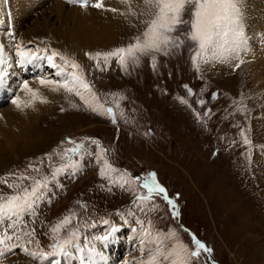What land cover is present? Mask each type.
<instances>
[{"label": "rangeland", "instance_id": "rangeland-1", "mask_svg": "<svg viewBox=\"0 0 264 264\" xmlns=\"http://www.w3.org/2000/svg\"><path fill=\"white\" fill-rule=\"evenodd\" d=\"M128 1L132 5L123 11L128 14L123 20L125 25L122 24L117 29L118 32L113 39L108 42L100 41L102 43L95 46L93 41L86 42L85 45L77 42L80 45L79 49L84 46L85 50L96 46L108 48V45L118 43L121 38H123L121 41L131 44L136 42L137 37L142 38V30L148 27L157 11L154 0L149 3L153 10L146 17L148 22L139 19H143L147 14L144 10L145 0ZM248 2L250 0L243 6L247 9L249 6L250 10L252 6L247 5ZM42 7L43 10L33 13V20L38 18V15L44 19L45 11L46 14L50 13L51 7L44 4ZM128 9L133 11L134 15L128 12ZM50 16L53 17V21L56 20L54 14ZM249 16L251 17L248 21L249 30L259 28L262 19L254 25L251 22L255 19L252 15ZM132 21L138 24L142 22L139 29H132L130 24ZM61 22L62 20H58L57 25ZM79 22L89 27L93 26L91 21ZM12 26L16 28V25ZM25 26L24 29L27 28V25ZM252 33L259 36L258 30ZM99 34L105 35L101 32ZM172 34L173 32L170 33ZM37 40L44 43L47 41L52 45L59 42L53 37L45 36ZM259 40L261 41L260 38ZM34 45H37V42ZM44 45L39 52L45 53L43 50H46V44ZM254 45L257 46L256 43ZM62 48L75 55L74 49L65 46ZM170 49L171 45L167 54L161 51L154 56H140L138 63L129 59L125 67L117 60H112V64L104 68L110 69L109 71L97 72L92 67L96 66L95 64L81 66V71L90 78L97 92L96 98L101 99L102 94L99 90L103 83L106 88L112 85L116 87V93L108 96L107 100L94 102V106L98 103L102 108L111 107L113 115H101L99 113L102 108L93 111L77 97H70L69 101L66 96L70 93L61 89L62 98L50 114L39 118L32 128L34 137L29 142L25 143L26 135L20 134V129L17 130L15 125L0 134V145H4L0 151V193H3L0 194V202L6 200L4 196L19 194V191L23 192L25 188L30 191L36 180L42 182L47 180L50 184L51 181L64 178L66 170L57 173L55 179L53 173L57 168L71 165L70 162L77 170L73 175L79 179L73 185H70L71 178L65 184L61 182L63 189L56 191L58 197L52 200L42 214L34 213V218H28L23 214L17 218L15 231L21 239L16 240L13 230L8 229V234L13 235V239L0 247L10 248L15 244L16 247L12 248L11 252L20 246H26L32 250L50 253L53 251L52 245L61 242L71 232H76L83 224L93 218L100 217L103 220V217H107L111 223L123 224L125 221L130 226L133 223L141 226V222H144L146 226L153 227L158 250L156 249V252L150 250L155 245V238L150 234H142L140 236L148 237V241L145 239L134 252L139 259H149L152 264H162L167 260H163L161 255L173 256L175 253L177 259L184 261V264H264V194H260L258 192L260 189L256 188V185L264 188V176L253 172V183H247L251 180L252 165L232 160L236 155L234 152L236 144H240L237 150L242 153L243 146L264 140V95L261 88L257 87L262 85L264 90V76L260 79L255 74L256 71L253 69H258L259 65L254 67L252 64L255 61L254 57L245 56L250 65L248 62L242 65L234 64L230 59L227 62L220 60L203 62L202 58L185 64ZM77 58L82 60V54H78ZM45 61H35L29 65L41 67L48 64ZM13 69H16V65ZM110 72L113 73L112 76H108ZM36 78L39 76L32 81ZM129 82L127 85L131 94L126 93L127 86L124 85ZM244 82L246 86L250 83V88L256 89V93L242 94L244 97L239 100L236 94L240 86L241 89L244 88ZM10 89L17 92L16 88ZM175 94L179 98L181 94L183 95L178 103H175L176 98L173 96ZM16 97L17 93L14 99ZM43 100L49 102L48 98ZM246 103L251 105L243 114L238 109ZM3 108H0V111ZM32 110L31 108L29 114L27 111L22 112L33 117L37 112L32 113ZM200 115L204 117L202 120ZM252 118L254 123L250 124ZM232 133L240 135L228 146L226 142L230 141L232 137L229 135ZM68 138L77 143L82 142L91 155L81 157L85 152L80 151L74 154L75 158L69 160L64 154L65 150L75 145L69 143ZM92 140L99 141L100 148L104 150L100 162L96 159L99 149L91 143ZM104 159L112 166L111 169H105L106 174L101 173ZM25 162L30 164L25 171L28 176L18 171ZM54 166L57 167L51 168ZM113 167L118 171L114 170L116 175L112 177H118L122 182V189L116 183H110L109 172L115 174L112 171ZM151 168L156 169L158 183L167 190L169 199L175 205L173 208L162 195L160 197L156 195V209L150 207L153 216L148 214L150 209L143 207L132 211L134 196L148 195L140 186L143 185ZM80 170H83L82 175ZM236 172L242 174L238 176ZM39 173H44V178L41 179V175L37 176ZM33 175L36 176L33 178ZM98 179L103 184L99 185ZM46 191L47 187L38 193L36 207L39 206V200L42 201L47 196ZM77 201L84 204L78 211L73 209L78 207ZM66 218L69 220L67 224L63 223ZM58 226L59 230L53 232V228ZM5 228L6 224L0 226V235L4 234ZM62 229L67 233L64 234ZM124 233L122 230L120 235H123L120 238L125 239ZM132 234L133 231H128V236ZM196 239L211 251L200 250L198 256H193L192 253L197 250L194 244ZM74 246L70 253H58L45 258H37L28 251L17 255L25 253L26 264H48L53 262L51 260L54 258L60 263L66 260L70 264H82L85 253L75 254L74 251H78L80 247ZM139 249L150 251L144 255L145 253ZM138 250L142 256L138 254ZM87 259L93 261L95 256L91 258L87 256Z\"/></svg>", "mask_w": 264, "mask_h": 264}, {"label": "snow or ice", "instance_id": "snow-or-ice-1", "mask_svg": "<svg viewBox=\"0 0 264 264\" xmlns=\"http://www.w3.org/2000/svg\"><path fill=\"white\" fill-rule=\"evenodd\" d=\"M69 2L79 3L81 7L89 6V0H69ZM149 3H151V0H149ZM91 6L97 9L104 8L103 0H95V3ZM154 7L157 11L154 13V18L150 20L147 30L143 32L142 38L137 37L136 42L129 44L127 47H118L104 53L97 52L94 56L89 54L90 58L98 59L102 56L107 62L110 57H115L119 64L125 67L129 59L134 63H138L140 56H154L155 53L161 51L167 54L169 45L176 47L183 43L178 37L170 36V33L176 31L181 24H190V31L184 34L185 38L190 39L198 46L195 55L192 57L194 62H196L198 58H202L203 62L209 60L227 62L232 57L238 56L242 50V46L245 44L244 32L239 26L240 21L237 0H154ZM189 7L192 9L191 19L185 21L183 20V13ZM111 11L116 10L111 9ZM39 51L40 50L36 52L26 51L19 45H16L17 62L19 64H32L35 61L46 60L48 65L57 70L55 74L60 77L61 80L41 78L40 83L42 85L53 86V91L64 89L69 93L74 92L75 95L79 96L84 104L92 108L93 111H98L102 108L98 103L94 106V101L96 100L95 93L92 92L89 84L85 81L83 73L75 71L80 68L77 62L70 61L66 57L61 56L56 50H52L50 55L47 54V50H43L45 55H40ZM3 55L4 47L0 45V85L5 83L8 73V69L4 66L5 60ZM57 58L64 61L66 65L70 64L74 71L66 72L64 68L56 63ZM22 87L31 94L33 100L37 97L38 93L29 87L27 81H23ZM82 89L83 91H81ZM41 102L46 101L41 98ZM12 103L18 108L21 107L20 98L18 96L12 100ZM31 103L32 101H29L25 103L24 106L28 107ZM99 114L113 115V109L111 107L102 108ZM113 122L115 123L114 116ZM68 142L75 146L66 149L65 155L69 153L77 154L80 151H84L85 154L91 155V152L85 149L82 142L77 143L71 138H68ZM91 143L95 144L99 149L96 154V159L97 162H100L104 150L100 148L99 141L92 140ZM49 159H51V157H49ZM68 159H72L71 155H68ZM69 167H71V165H64L61 168H57L53 173V179H55L57 173L65 171ZM111 168L112 166L108 163L107 159H104L101 173L103 174L105 169ZM47 186V180L43 182L36 180L30 191L25 188L22 194L8 196L4 202H0V226L6 224L4 234L0 235V245H4L6 241H11L13 239V235L8 234V229L13 230L16 240L21 239V236L15 231L17 227V218L34 208L35 201L39 198L38 193ZM142 186L147 189L148 195L140 196L138 199H151L152 195L155 193L156 195H162L169 205H172L173 208L175 207L174 202L169 199L167 195V190L156 182L155 173L148 174ZM63 223L67 224L69 220L66 218ZM105 223L108 222L105 221ZM58 230L59 226L53 228V232H57ZM115 231L116 229H112L113 233ZM145 235H148V233H145ZM104 238L107 239L108 237L106 236ZM78 243L77 232L73 231L61 242L52 245V252L40 253V255L46 257L67 252L74 245H78ZM194 244L197 250L192 253L193 256H198L200 250L211 251L198 239L194 241ZM15 247V244L10 248L0 247V255H3L6 251H11V249ZM24 251L27 252L28 249L25 248ZM31 255L35 254L33 253ZM164 259L167 260L168 257L165 256ZM173 264H184V261L175 260Z\"/></svg>", "mask_w": 264, "mask_h": 264}, {"label": "bare ground", "instance_id": "bare-ground-1", "mask_svg": "<svg viewBox=\"0 0 264 264\" xmlns=\"http://www.w3.org/2000/svg\"><path fill=\"white\" fill-rule=\"evenodd\" d=\"M54 1L55 0H0V45H3V47L6 49L4 50V54H6L7 51L8 53H12L16 50V45H18L16 43L20 41L19 37L23 41H29V40L31 41L33 39L42 38L44 36L47 38L53 37L58 41H62V43L60 42L61 44H67V45L71 44V46L75 47L76 49H79L80 46L78 45L77 42H80L81 45H85L86 42L89 43L93 41L94 46L98 45V43L108 42L110 39H113L115 33L118 32L117 29L120 28V26L123 24V20L128 15L126 13H123V11L129 8L130 5H132V3H130L128 0H112L104 3V8L99 9V11L90 10V11H85L84 14H82V11H79V9L76 7H69L68 5L66 6V4L60 0H57L56 2ZM254 1L255 0H252L248 4L252 6L250 8V10L252 11L251 13H249V15H252L253 16L252 18L255 19L254 22L251 23L255 25L259 23L261 19H262V23L259 28L252 29V31L251 30L250 31L256 32L258 30L259 32H261L264 28V15L262 14L264 8L261 7L257 8V5L260 6L259 4L261 3V1L264 0H258L259 3L256 4ZM43 4L51 7L49 9L50 13L46 14L47 11H45L43 14L44 19L40 18V15H38L37 16L38 18L33 20L32 19L33 13H37L38 10H43L42 7ZM244 4H246V2L242 1L241 6H243ZM111 9H115L116 11H111ZM62 11H64L65 13H62ZM50 14L55 15L56 17L55 21H53V17H51ZM256 16H258V18ZM8 19H10V22H8ZM58 20H62V22L58 24L59 26L57 25ZM79 21H91V23H93L92 24L93 26L89 27L87 25L81 24ZM12 25H16V28H13ZM25 25H27L26 29H24L26 27ZM99 32L104 33L105 35L99 34ZM17 33H19L20 36L17 35ZM105 36H107L109 39H107ZM253 38L257 46L254 45L255 43H253L250 46V48L254 51L258 50L257 52L259 53L258 59H254L255 61L252 62L254 67L257 64L259 65V67L258 69L254 68L253 70L256 71L255 74L257 75V77L261 79L262 76H264V42L259 40L258 34L254 33ZM24 44L19 46L22 49H24L23 48ZM12 47L15 50L12 49ZM253 54L254 53L251 51L250 56H252ZM15 57L18 58L16 54ZM260 64H262V66H260ZM24 65L27 66L29 64H24ZM7 79L10 78L6 77V80ZM28 84L30 88H32L34 91L38 93L37 97L34 100L31 94L25 91L23 88H16L17 96L20 98L21 107L18 108L13 103H10L9 107L7 106H5L4 108L3 106L0 107L3 108L2 110H4L5 112V113L2 112V110L0 111V134L6 129L10 130L13 127V125H15L17 126V130L20 129L19 130L20 134L22 133L25 134L26 136L29 134L31 136L29 137L28 135L27 138L25 136L24 139L25 143L29 142L32 139V137H34L32 136L33 134L32 131H34L32 128L38 122L39 118L40 117L42 118V116L43 117L47 116L45 114L48 113L50 114V112H52L51 110L55 108V105H57L59 99L62 98L63 96L61 89L59 91H53L52 90L53 86L42 85L40 83V77L34 79V81H31ZM7 91L9 92L12 90L10 88H6V93H4V96L7 94ZM41 98H48L49 102H41ZM26 100L32 101L31 105L28 107L24 106ZM31 108L33 109L31 111L32 113L37 112L33 117H29L30 115L28 116ZM22 111H27L28 114L23 113ZM3 146L4 145H0V151L3 148ZM121 232L122 229L119 231L118 235H120ZM147 238L148 237L146 236L138 237L136 234L129 235V240H125L120 237H116L115 239L108 237L107 239H102L98 245H94L88 250H86L87 247L80 248L78 251H74V253L75 254L87 253L89 258L95 256V259L93 261L87 259L86 263L109 264L110 262H113L115 261V259L118 258L119 252L118 253L115 252L113 256H109L103 251L104 245L106 246V249H108V247L115 245L114 242L115 240L116 243L123 242L122 245L123 247L126 248L125 250H127L129 249L127 246L128 242H130L132 247L126 254L124 253V255L127 256V259H125L126 262L124 261V264H152L153 262L151 260L139 259V257L136 256L134 253L135 248L141 246V244ZM124 243L126 244V246H124ZM24 255L25 253L17 256H7L6 258H4V262L11 264H26L27 261ZM37 258H42V257L37 256ZM51 261L53 262H50L48 264H70V262L66 260H63L60 263L57 258H54Z\"/></svg>", "mask_w": 264, "mask_h": 264}]
</instances>
